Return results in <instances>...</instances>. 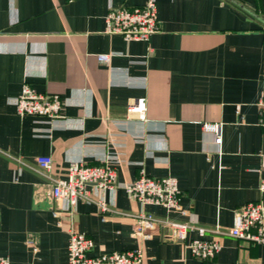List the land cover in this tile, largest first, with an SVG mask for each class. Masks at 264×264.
<instances>
[{
  "label": "crops",
  "instance_id": "obj_1",
  "mask_svg": "<svg viewBox=\"0 0 264 264\" xmlns=\"http://www.w3.org/2000/svg\"><path fill=\"white\" fill-rule=\"evenodd\" d=\"M155 1L159 30L126 41L104 32L105 14L146 0H0V256L10 264H68L69 230L92 238V255L139 248L143 264H264L263 244L220 236V251L202 260L159 226L144 237L127 214L226 228L237 207L263 199L264 0ZM24 82L58 94L63 117L17 114ZM140 97L144 119L128 111ZM204 124L220 126L219 144ZM38 156H51L61 178L71 161L109 159L118 184L87 186L91 200L55 217L61 202ZM141 170L176 178L187 214L129 196ZM198 237L188 230L186 240Z\"/></svg>",
  "mask_w": 264,
  "mask_h": 264
},
{
  "label": "built area",
  "instance_id": "obj_2",
  "mask_svg": "<svg viewBox=\"0 0 264 264\" xmlns=\"http://www.w3.org/2000/svg\"><path fill=\"white\" fill-rule=\"evenodd\" d=\"M159 28L155 0H146L144 4L131 8H112L105 14L104 32L119 34L126 41H147ZM110 56L109 53L97 54V59L108 63ZM14 105L17 114L21 116L45 118L50 122L63 117V102L58 94L38 93L26 82L22 84L20 93L15 96ZM257 106L261 113H264V91L257 100ZM145 109L143 97L128 105L129 113L137 114L140 119L145 118ZM204 128L213 134L216 144L221 142L218 124H204ZM52 162L51 156H38L35 170L49 179L51 198L55 202H61V207L53 210L55 217L59 216L61 210L70 209L78 200H91L87 186L104 189L118 184L117 168L109 159L103 160L100 165H90L82 160L71 161L65 178L51 176ZM259 189L263 199L237 207L233 224L226 228L199 226L193 221L161 218L144 211L127 214L132 218L135 230L144 237H151V231L159 226L164 229L167 238L182 244L193 256L208 260L213 259L220 251V236H232L245 242L264 245V178L260 181ZM126 190L129 196L142 205H159L168 211L187 214L181 204L177 180L172 176L152 178L141 170L138 177L126 185ZM99 205L103 211L109 210L104 202ZM188 230H196L200 237L187 241ZM207 233L213 237L205 238ZM68 234V264H143L139 248L92 255V238L76 230H69ZM0 264H10L9 258L0 256Z\"/></svg>",
  "mask_w": 264,
  "mask_h": 264
}]
</instances>
